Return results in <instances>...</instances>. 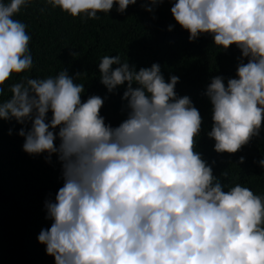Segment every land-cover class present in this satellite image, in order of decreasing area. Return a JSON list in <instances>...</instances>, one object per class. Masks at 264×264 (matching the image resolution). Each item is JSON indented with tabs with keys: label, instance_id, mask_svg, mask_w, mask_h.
<instances>
[{
	"label": "clouds",
	"instance_id": "9594fccd",
	"mask_svg": "<svg viewBox=\"0 0 264 264\" xmlns=\"http://www.w3.org/2000/svg\"><path fill=\"white\" fill-rule=\"evenodd\" d=\"M30 2L0 0V120L30 125L17 133L25 153L61 162L63 184L44 201L51 225L37 236L54 264H264V195L222 183L195 150L202 117L175 92L179 77L166 80L158 63L137 70L119 54L103 56L100 83L108 93L124 86L126 112L117 126L106 123V97L82 102L84 84L76 81L86 73L26 74L31 36L15 17ZM162 2L150 0L146 10ZM136 3L44 0L40 11L99 19L114 5L123 14ZM170 12L189 41L208 34L214 45L240 50L235 76L212 77L203 93L214 151L236 153L264 121V0H174ZM258 163L264 168V158Z\"/></svg>",
	"mask_w": 264,
	"mask_h": 264
},
{
	"label": "trees",
	"instance_id": "16d2710c",
	"mask_svg": "<svg viewBox=\"0 0 264 264\" xmlns=\"http://www.w3.org/2000/svg\"><path fill=\"white\" fill-rule=\"evenodd\" d=\"M173 2L163 0L149 12L145 5L150 6V0H137L123 14L114 5L108 14L98 13L99 19L82 20L51 6L41 12L44 0H31L15 17L27 25L31 36L33 67L26 74L44 78L62 69L70 76L86 73L76 81L84 84L82 102L90 95L106 97L100 114L106 123L117 126L126 117L121 100L124 86L107 92L99 80L100 59L119 54L137 70L158 63L166 80L170 75L179 77L175 92L188 95L201 114V131L194 148L212 165L213 174L224 184L239 183L264 195V168L258 163L264 158V121L260 135L233 154L216 153L214 141L206 135L212 124L211 104L203 93L212 77L219 75L226 80L235 76L240 50L235 45L222 49L208 34L189 41V33L170 12ZM169 25H173L171 31ZM22 75L25 73L13 74L4 87ZM5 98L0 96V100ZM21 127L27 130L30 125L0 120V264H54L37 236L51 225L44 201L54 199L63 184L61 162L56 155L48 162L46 153H25L23 137L17 134ZM225 171L227 176H222Z\"/></svg>",
	"mask_w": 264,
	"mask_h": 264
}]
</instances>
